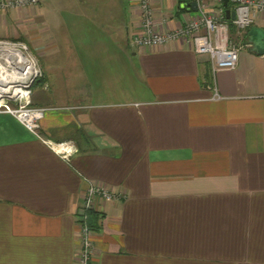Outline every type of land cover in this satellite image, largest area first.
I'll list each match as a JSON object with an SVG mask.
<instances>
[{
    "label": "crops",
    "instance_id": "0c3cea01",
    "mask_svg": "<svg viewBox=\"0 0 264 264\" xmlns=\"http://www.w3.org/2000/svg\"><path fill=\"white\" fill-rule=\"evenodd\" d=\"M190 2L150 0L155 30ZM138 18L137 0L0 12V39L41 68L43 138L75 148L62 158L0 113V264H73L89 183L117 197L94 200L90 264H264V54L227 29L235 67L212 71L183 40L134 48Z\"/></svg>",
    "mask_w": 264,
    "mask_h": 264
},
{
    "label": "built area",
    "instance_id": "2783aa9c",
    "mask_svg": "<svg viewBox=\"0 0 264 264\" xmlns=\"http://www.w3.org/2000/svg\"><path fill=\"white\" fill-rule=\"evenodd\" d=\"M191 1L196 5L194 16L186 14L177 27L160 33L154 28L150 0H137L139 22L136 33L131 37V45L136 49L154 48L183 40L195 54L208 57L212 71L232 70L238 48L228 39V22L237 32L245 31L256 15H264V0H228L229 9L234 14L230 21L224 19L221 0ZM37 4L38 0H0V12L35 7ZM41 77L37 58L24 42L0 39V113L14 118L50 150L66 158L75 152L73 145L69 141L56 143L43 138L39 121L45 109L30 104L31 89ZM116 198L111 191L99 185H86L76 218L78 248L73 264H90L92 245L87 218L93 210L94 200L108 202Z\"/></svg>",
    "mask_w": 264,
    "mask_h": 264
},
{
    "label": "water",
    "instance_id": "95a60500",
    "mask_svg": "<svg viewBox=\"0 0 264 264\" xmlns=\"http://www.w3.org/2000/svg\"><path fill=\"white\" fill-rule=\"evenodd\" d=\"M228 0H221V7L223 9L224 19L230 21L234 18L233 11L227 8ZM194 2L184 5L188 12L195 13L196 7ZM243 45L250 46V51L258 54H264V29L250 26L244 35Z\"/></svg>",
    "mask_w": 264,
    "mask_h": 264
},
{
    "label": "rangeland",
    "instance_id": "374dc122",
    "mask_svg": "<svg viewBox=\"0 0 264 264\" xmlns=\"http://www.w3.org/2000/svg\"><path fill=\"white\" fill-rule=\"evenodd\" d=\"M64 1V0H63ZM66 1V0H65ZM73 2L75 0H72ZM46 5H52V6H47V7H59L60 9L62 8V5H60L59 1L58 2H51V3H47ZM51 30V33H52V37L53 38H56V33L55 31L53 30V28L50 29ZM37 31L40 32V38H48V37H51L49 36V30H48V27L45 26L43 28H39V26L37 27ZM228 31H229V35L231 34H234L235 33V28L230 24V26L228 27ZM32 91V89H31ZM30 96H31V93H30Z\"/></svg>",
    "mask_w": 264,
    "mask_h": 264
},
{
    "label": "trees",
    "instance_id": "16d2710c",
    "mask_svg": "<svg viewBox=\"0 0 264 264\" xmlns=\"http://www.w3.org/2000/svg\"><path fill=\"white\" fill-rule=\"evenodd\" d=\"M227 8H230V4H229V3L227 4ZM181 10H185V9H181ZM229 26H230V22H228V27H229ZM246 31H247V29H246ZM246 31H245V32H246ZM245 32H244V35H245ZM91 212H92V211H90V212L88 213V218H87V224H88L89 229H90V228H93V227H92L93 225H91L90 222H89V217H90Z\"/></svg>",
    "mask_w": 264,
    "mask_h": 264
}]
</instances>
